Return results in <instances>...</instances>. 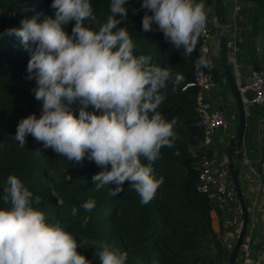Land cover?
Returning <instances> with one entry per match:
<instances>
[{"label":"clouds","instance_id":"9594fccd","mask_svg":"<svg viewBox=\"0 0 264 264\" xmlns=\"http://www.w3.org/2000/svg\"><path fill=\"white\" fill-rule=\"evenodd\" d=\"M125 4L110 0L111 15L99 31L85 26L86 20H96L90 0H52L54 17L24 19L20 28L5 30L32 52L26 79L35 81L34 98L42 105L39 118L31 114L20 120L14 137L23 148L31 135L70 162L81 163L87 156L103 169L92 177L97 190L114 184L109 194L115 197L128 182L141 203L148 204L163 183L152 165L175 138V120L157 111L164 99L161 90L170 81L180 84L182 77L152 64L150 56L134 54L129 32L118 27L127 18ZM141 7L147 10L144 32L155 23L174 48H183L185 55L196 50L207 24L203 0H143ZM73 21L68 34L66 26ZM200 52L197 72L214 66L208 49ZM77 103L78 117L73 111ZM7 185L0 193V203L7 205L0 207V264H91L77 251L80 247H93L99 264H127L126 252L106 242L78 241L59 220L47 222L36 207L41 198L18 177L9 175ZM53 195L62 205V198L55 191ZM95 206L89 199L81 207L91 212ZM89 220L83 218L84 226Z\"/></svg>","mask_w":264,"mask_h":264},{"label":"trees","instance_id":"16d2710c","mask_svg":"<svg viewBox=\"0 0 264 264\" xmlns=\"http://www.w3.org/2000/svg\"><path fill=\"white\" fill-rule=\"evenodd\" d=\"M106 1L108 0L95 3L101 18L94 22L86 20V27L93 31H99V27L106 23L107 19H104ZM245 1H250L255 5L252 12L253 30L255 34L261 28L263 47L264 0ZM203 2L208 3V0H203ZM51 3L52 0H0V90L14 76L27 77L28 59L31 58L32 54H21L13 51L11 49L12 44H22V41L15 35H7L5 30L20 28L22 26L21 20L33 18L31 14L29 15L27 7L34 6L42 9L44 6H50L51 8ZM134 4L135 0H126L127 18L121 21L118 27H125L129 32L135 45V55L150 56L152 64L166 68L170 62V57L177 54L179 50L165 40L155 23L152 25V31H143L142 18L147 10L141 7L142 3H138L137 9L140 8L141 10L139 9L137 15L134 13ZM48 16H52V13L49 12ZM117 19H120L118 14ZM74 24L73 21L66 26L65 30L68 34H71ZM252 49L253 68L259 69L261 63L264 64V49L261 51L262 55H258V48L255 45ZM200 54L199 39L194 51V69L187 76L180 74L183 81L188 82L194 77L196 73L195 61ZM212 72L215 74L213 76L217 75L216 70ZM168 89L169 87H166L161 90V95H165L162 102L165 103L163 107L158 109V112L168 113L171 120H175L176 123L196 124L199 122L200 139L202 137L201 123L194 107V89L188 88L167 95ZM12 99V104L9 107L0 109V134H6L12 129H17L20 120L31 114H35L37 118L42 114L41 102L35 100L34 94L30 95L27 91L21 90L13 92ZM87 110L93 111L91 106ZM73 111L74 115L78 117V103L73 105ZM96 114L99 115L100 112L97 111ZM26 139L27 143L23 148L18 150L12 148L5 152L0 150V174L16 173L23 168L26 169L27 175L23 184L33 192L34 196L41 198V203L36 207L45 213L47 222L54 223L59 220L65 226L70 220H73L77 222V227L64 228L70 233L76 232L75 237L78 241L106 242L120 252H123L124 247L136 250L142 246H148L150 243H163L166 254L141 253L132 258H127V264H198L200 262L196 246L198 236L203 235V231H205L203 229H208V227L211 229L209 218L211 206L206 196L198 193L195 189L197 170L191 164L196 158L183 148L176 152L177 140L175 138L171 147L165 146L161 149V158L152 165L154 175L157 178L162 177L164 184L168 183L179 174L180 169L176 163L177 160L187 156L185 166L191 174V182L182 189V193L179 195L171 194L168 198L153 199L148 204L141 203L139 194L128 182H126L125 190L115 197L109 194L108 185L97 190L92 177L103 169L98 167L94 161H89L87 156L81 163L70 162L67 158L60 156L70 166L91 165V169L84 171L86 178L83 181L80 182L76 176L72 175L62 183L44 185L39 173L43 169L48 170L51 165V157L39 151L40 148H44L43 142H38L31 135L27 136ZM142 162L147 163V161ZM53 191L62 198V205L57 202V196L53 195ZM89 199H94L96 206L91 212H86L81 206ZM195 204L196 206H194ZM0 207H7V205L0 203ZM73 208L77 209L76 215L72 214ZM120 212L127 216L126 225L124 231L115 233L107 229L102 221H111ZM85 216L90 217L87 226L83 224ZM77 251L91 261V264H99L93 247H80ZM176 256L178 258L174 261Z\"/></svg>","mask_w":264,"mask_h":264},{"label":"built area","instance_id":"2783aa9c","mask_svg":"<svg viewBox=\"0 0 264 264\" xmlns=\"http://www.w3.org/2000/svg\"><path fill=\"white\" fill-rule=\"evenodd\" d=\"M227 1L233 4V10L229 16L233 23L232 25L229 24L230 37L227 38V54L240 101L245 114H247L249 112L248 109H253L254 107L264 108V70L261 68H248L246 72L244 71L245 66L240 59L242 52L238 46V34L241 27L240 16L237 14L238 0ZM206 6H208L206 7L207 24L206 31L199 38L200 50L205 47L208 49L210 57H213V53L220 57L215 0H208ZM215 86L216 81L211 69L205 68L199 72L196 71L192 80L186 82L182 87V90L194 89V107L198 113L202 130V137L198 146L200 156L195 163L197 169L195 189L198 193L206 196L214 209H217V207L224 208L230 213L227 216L230 225L228 229L238 237L242 226V215L239 203L237 204L236 193L229 191L230 185L233 184L232 173L227 165L222 164L223 161L218 162L215 157L208 155L206 152V149L213 143L216 131L226 129L234 122V120H228L223 109L214 107L209 102L208 95ZM227 135L230 139H233L234 133L231 128ZM241 152L245 169L250 168L251 157L248 156L245 149H241ZM258 161L260 185L256 183L248 184V190L245 192L249 220L243 240L239 246L238 257L240 256V258L235 264H264V248L255 253L251 246L252 235L255 230L254 226L257 220L256 213L259 212L261 206H264V154ZM236 213H238V220L236 219Z\"/></svg>","mask_w":264,"mask_h":264},{"label":"rangeland","instance_id":"374dc122","mask_svg":"<svg viewBox=\"0 0 264 264\" xmlns=\"http://www.w3.org/2000/svg\"><path fill=\"white\" fill-rule=\"evenodd\" d=\"M38 1V0H37ZM101 0H90V3L92 5V8L94 10V15L96 16V19H100V13L99 9L96 6L95 3ZM138 3H143V0H135V11L134 13L138 15ZM38 4V3H36ZM223 4V11H224V18H225V29H226V35L229 34V24L232 25L233 21L229 19V16L231 14V11L233 10V4L230 1L222 0ZM137 9V10H136ZM52 10V11H51ZM141 10V9H140ZM27 11L29 15L31 14L33 17L39 16L40 19H43L45 16H48L49 12L52 13L51 17H54L55 10L50 8V6H44V8L29 6L27 7ZM111 15L110 13V0L105 2V14L104 19H107L108 16ZM119 16V14H118ZM135 20V19H133ZM163 34V33H162ZM164 36V35H163ZM262 41V40H261ZM260 42V41H259ZM30 43V42H29ZM34 47V46H33ZM11 49L15 52L21 53V54H29L32 53L28 48H26L24 43H13L11 46ZM264 49V45H263ZM178 53L175 55H172L170 57V62L168 63L167 67L170 69V71L173 73V76L180 74H185L186 76L190 74L192 69H194V52L191 55H185L184 49H178ZM29 61V59H28ZM261 69L264 70V64L261 63ZM171 83V84H170ZM186 82L181 80V83L176 85L173 82H169L167 87L169 89L167 90L168 94H174L177 93L179 90L182 91V87ZM171 86H176L172 88ZM35 81H29L25 77L20 76H14L11 80H8L5 83V86L2 87L0 90V109L9 107L12 104V93L25 90L30 95H33L32 89L35 88ZM165 96V95H163ZM165 102H162L159 107L157 108V111L159 108L164 106ZM160 114L168 121H172L168 113H161ZM17 129H12L8 131L6 134L2 133L0 134V150L2 151H8L14 148L15 150L20 149L18 141L15 140V134ZM173 131L175 133V139L177 140V144L175 146L176 152H178L179 149L183 148L187 151V153L191 154V150L193 149V146H198L199 136H200V124L197 122L196 124L191 123H176L174 124ZM199 141V143H198ZM39 151L49 157H51V165L48 168V170H41L39 173L40 178L42 179V182L44 185H51V184H57L62 183L65 180L69 179L72 175L76 176V178L81 182L86 177L84 175V171H87L91 169L90 164H78L75 166L68 165V162L63 161L60 156L57 155L51 148H40ZM198 157L200 156V153L197 154ZM193 156V155H192ZM186 158H179L177 160V165L179 166V174L176 178L171 179L168 181V183H163L160 188L158 189L155 198L154 199H164L168 198L171 194H180L182 193V189L184 187H187L191 182V174L188 172V168L185 166ZM192 167L196 169L195 160L191 164ZM233 172V171H232ZM9 175H14L18 177L22 183L26 180L27 171L26 169H21L20 171L16 173H5L0 174V193H3V189L6 188L7 185V178ZM196 184V183H195ZM109 190L110 188L116 187L114 184H109ZM126 188V182L123 186V189ZM123 190V191H124ZM122 191V192H123ZM121 192V193H122ZM120 194V193H119ZM198 203V202H196ZM210 204V203H209ZM196 206V204L194 205ZM211 209H214L212 205L210 204ZM235 206V203H234ZM210 209V210H211ZM215 210V209H214ZM209 218H210V224H211V216L209 211ZM126 219L127 216L122 214L121 212L117 214L116 218L112 219L111 221H102L103 225L110 229L112 232H121L124 231L125 225H126ZM77 222L70 220L67 224H65V228L68 227H77ZM212 229V228H211ZM210 227L208 229H203V235L198 236V244L196 246V252L198 254L200 262L198 264H227L230 251L233 247V244L231 246H228L226 243L223 242V231L219 228L216 232L214 230H211ZM72 234L74 236L76 235V232L72 231ZM235 242V241H234ZM162 242L158 243H150L148 246H142L138 249H132L129 247H124L123 252L127 253V258H132L138 254L144 253V254H166V251L164 250V245H162ZM178 256L174 258V261H176Z\"/></svg>","mask_w":264,"mask_h":264},{"label":"crops","instance_id":"0c3cea01","mask_svg":"<svg viewBox=\"0 0 264 264\" xmlns=\"http://www.w3.org/2000/svg\"><path fill=\"white\" fill-rule=\"evenodd\" d=\"M237 3V14L240 16L241 23L240 31L238 34V46L242 52L240 55V59L244 63V71L246 72L248 68H253V53L251 52L253 50L252 47L254 45L256 46V48H258V55H262V30H260V28L258 29L257 33L254 34V21L252 20V12L255 5L252 2L245 0H238ZM204 4L205 8L208 7L206 6L207 3ZM229 37V34H227V38ZM209 59L214 65L213 67H211V71L216 70L217 75L214 76L216 86L209 93L208 100L212 104V106L223 109L225 114L227 115L228 120H234V122L232 125H230V127L226 129H219L216 131L213 143L210 147L206 149V152L208 153V155L215 157L218 162L223 161L222 164L227 165L228 168L231 161L233 170L237 168L239 169L238 181L243 193L245 194V192L248 190V184L250 185L251 183H256L260 185V178L258 176V160L264 154V108L254 107L253 109H248L249 112L245 114L246 126L244 130L241 149H245L248 156L251 157L250 168L245 169L242 161V152H237L235 149L232 148V139H230L227 135V133L230 131V128L233 130L234 136L237 132L239 125L238 107L235 104L231 93L229 92L227 80L223 72L220 57L218 55H213V57L209 56ZM200 140L201 138L199 139V141ZM198 146H193V149L191 150L192 155L196 158L195 163L199 158L197 154L200 153ZM229 191L235 192L233 184L230 185ZM229 214L230 213L224 208L217 207V209L215 210H210V216L212 219L211 228L214 230V232H216L220 228L221 231H223V242L226 243L228 246H231L237 236H235L234 232H230V230L228 229L230 227L227 219V216ZM256 215L257 220L255 222V230L252 235L251 244L252 249L255 253L263 250L264 248V206L260 207L259 212H257ZM236 219L238 220V213H236ZM239 258L240 256L236 258V262Z\"/></svg>","mask_w":264,"mask_h":264},{"label":"water","instance_id":"95a60500","mask_svg":"<svg viewBox=\"0 0 264 264\" xmlns=\"http://www.w3.org/2000/svg\"><path fill=\"white\" fill-rule=\"evenodd\" d=\"M215 17L217 21V34H218V40H219V47H220V59L223 67V72L225 74L227 85L229 92L231 93L235 104L238 107L239 112V125L237 132L235 136L232 139V148L235 149L237 152L241 151L242 142H243V135L244 130L246 126V116L243 109V105L240 101L239 92L237 90L232 71L231 66L228 59L227 54V35H226V29H225V22H224V12L222 8V0H215ZM230 171L232 173V181H233V188L235 190V193L238 198V203L241 210L242 215V226L241 230L239 232V235L236 239V241L233 244V247L230 251L229 258L227 264H235L236 258L238 256L239 246L243 240L245 230L248 224L249 220V214H248V208H247V199L245 197V194L243 193L239 181H238V174L239 169L233 170L232 163L230 161L229 164ZM233 171V172H232Z\"/></svg>","mask_w":264,"mask_h":264}]
</instances>
